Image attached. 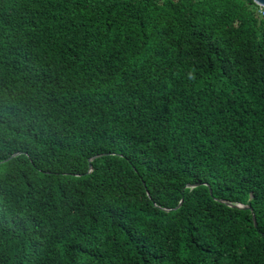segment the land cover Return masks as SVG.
Masks as SVG:
<instances>
[{
    "label": "trees",
    "instance_id": "16d2710c",
    "mask_svg": "<svg viewBox=\"0 0 264 264\" xmlns=\"http://www.w3.org/2000/svg\"><path fill=\"white\" fill-rule=\"evenodd\" d=\"M0 264H264V10L0 0Z\"/></svg>",
    "mask_w": 264,
    "mask_h": 264
},
{
    "label": "water",
    "instance_id": "95a60500",
    "mask_svg": "<svg viewBox=\"0 0 264 264\" xmlns=\"http://www.w3.org/2000/svg\"><path fill=\"white\" fill-rule=\"evenodd\" d=\"M255 4H257L258 6L260 7H264V0H253ZM211 193V191H210ZM226 204L229 206V207H233V208H240V209H250V207L248 206H245V205H241V204H232V203H229V202H226ZM254 220V226L256 227V222H255V219Z\"/></svg>",
    "mask_w": 264,
    "mask_h": 264
},
{
    "label": "built area",
    "instance_id": "2783aa9c",
    "mask_svg": "<svg viewBox=\"0 0 264 264\" xmlns=\"http://www.w3.org/2000/svg\"><path fill=\"white\" fill-rule=\"evenodd\" d=\"M261 8V10H264V7H260Z\"/></svg>",
    "mask_w": 264,
    "mask_h": 264
}]
</instances>
